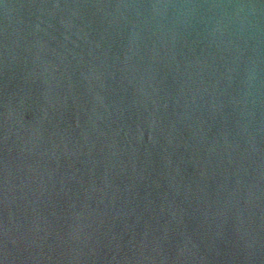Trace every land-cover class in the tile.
Returning <instances> with one entry per match:
<instances>
[{"label":"water","instance_id":"95a60500","mask_svg":"<svg viewBox=\"0 0 264 264\" xmlns=\"http://www.w3.org/2000/svg\"><path fill=\"white\" fill-rule=\"evenodd\" d=\"M0 264H264V0H0Z\"/></svg>","mask_w":264,"mask_h":264}]
</instances>
